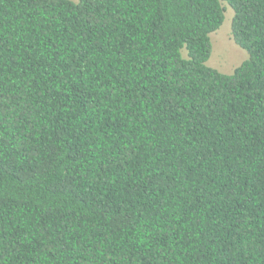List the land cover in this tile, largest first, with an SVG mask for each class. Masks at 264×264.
<instances>
[{"label":"trees","instance_id":"1","mask_svg":"<svg viewBox=\"0 0 264 264\" xmlns=\"http://www.w3.org/2000/svg\"><path fill=\"white\" fill-rule=\"evenodd\" d=\"M0 264H264V0H0Z\"/></svg>","mask_w":264,"mask_h":264},{"label":"rangeland","instance_id":"2","mask_svg":"<svg viewBox=\"0 0 264 264\" xmlns=\"http://www.w3.org/2000/svg\"><path fill=\"white\" fill-rule=\"evenodd\" d=\"M222 4L225 7L224 21L217 30L209 35L211 54L206 64L222 73L230 74L247 58V51L234 42L230 30L233 10L224 2Z\"/></svg>","mask_w":264,"mask_h":264}]
</instances>
